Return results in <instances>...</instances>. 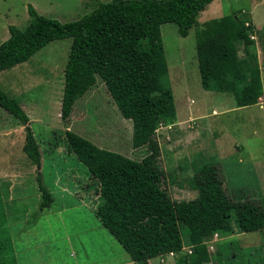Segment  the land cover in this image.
<instances>
[{
	"label": "rangeland",
	"instance_id": "374dc122",
	"mask_svg": "<svg viewBox=\"0 0 264 264\" xmlns=\"http://www.w3.org/2000/svg\"><path fill=\"white\" fill-rule=\"evenodd\" d=\"M93 4L91 0H0V44L9 38V26L27 27L28 5L43 17L67 23L90 13ZM233 12L253 25L252 44L245 47L239 41L236 45L239 58L246 51L257 55L263 84L258 106L238 108L232 95L213 92L211 96L201 87L196 34L203 37L204 50L220 43L223 36L205 38L201 32ZM177 30L172 23L160 28L176 110V122L159 127L152 137L159 150L161 188L175 203L195 200L197 172L205 165L214 166L229 200H251L264 207V0H214L187 37H180ZM71 42L70 38L53 41L29 61L0 72V90L18 100L21 109L26 107L27 127L41 155L37 167L22 148L27 136L24 127L0 109V257L15 250L19 264H132L96 217L101 203L97 182L68 151L65 133L71 131L99 149L134 161H142L150 151L148 146L132 147L131 122L121 116L99 78L75 101L69 117L61 119L63 74ZM206 100L215 104L204 108ZM38 175L53 198L48 210L40 208ZM12 196L13 201L8 200ZM231 223L229 234L214 233L202 243L209 261L201 264H264V230L239 233L234 214ZM180 231L181 253L147 264H188L181 259L189 257L193 247L186 228L180 225ZM55 245L58 253L51 251Z\"/></svg>",
	"mask_w": 264,
	"mask_h": 264
},
{
	"label": "trees",
	"instance_id": "16d2710c",
	"mask_svg": "<svg viewBox=\"0 0 264 264\" xmlns=\"http://www.w3.org/2000/svg\"><path fill=\"white\" fill-rule=\"evenodd\" d=\"M91 1L95 6L90 13L67 23L43 17L28 5L27 27L9 26V38L0 44V72L29 61L53 41L70 38L61 119L69 117L75 101L99 78L121 116L131 122L132 147L148 146L150 154L134 161L99 149L71 131L65 133L68 151L97 182L101 203L95 215L102 226L137 264L169 253L180 254V225L186 228L193 247L192 254L181 259L188 264L209 261L202 243L214 233L229 234L233 230L231 214L239 233L263 231L264 207L251 200H229L214 166L205 165L197 172L195 200L175 203L160 184L163 173L156 165L159 150L152 137L159 127L176 122L160 28L172 23L180 37H187L198 16L214 0ZM236 13L210 22L201 32L205 38L223 36L220 43L204 50L200 46L203 37L196 34V59L202 89L230 94L235 105L243 108L259 103L263 84L257 55L246 51L244 58L238 56L236 43L240 41L245 47L252 44L249 32L253 25ZM0 109L24 127L27 136L23 151L39 167V147L26 126L28 117L18 100L0 90ZM35 182L41 193V210L49 208L53 199L40 184L39 175Z\"/></svg>",
	"mask_w": 264,
	"mask_h": 264
},
{
	"label": "crops",
	"instance_id": "0c3cea01",
	"mask_svg": "<svg viewBox=\"0 0 264 264\" xmlns=\"http://www.w3.org/2000/svg\"><path fill=\"white\" fill-rule=\"evenodd\" d=\"M206 93H210L211 96H214V93H215V92L213 93V92L207 91ZM261 99H263V95H262ZM261 99H260V100H261ZM208 103H209V101L206 100L205 103H204V105H203V107L209 109L211 105H214V104H215V103H212L211 105H209ZM60 106H61V103H60ZM253 106H258V104H257V105H253ZM250 107H252V106H250ZM204 108H203V109H204ZM203 109H202V110H203ZM22 110L24 111V113H26V107H25V108L23 107ZM26 116L28 117V122H30V120H29L30 117H29L28 115H26ZM27 124H28V123H27ZM26 126H27V125H26ZM22 148H23V147H22ZM5 181H8V182H9V179H6ZM38 192H39V191H38ZM2 197H3V196H2ZM3 199H4V198H3ZM13 199H14V196H12V198H11V199H8V200L13 201ZM52 199H53V198H52ZM48 209H49V208H46L45 210H48ZM5 227H6V226H3V228H5ZM67 242H69V239H67ZM56 248H57V245L53 246L51 251H55L56 253H58V252H57L58 250L56 251ZM30 252H31V251H30ZM16 254H18V252L15 251V250H13V251H12V255H11V256L8 255L9 258H8V257H1V258H0V264H5L4 261H6V260H7V261H10V264H11V260L14 262V264H19V262H17V256H16ZM11 257H13V258H11ZM6 258H7V259H6ZM14 258L16 259V261L14 260ZM131 263L133 264V261H132ZM148 263H149V262H148ZM48 264H50V263H48ZM150 264H151V262H150Z\"/></svg>",
	"mask_w": 264,
	"mask_h": 264
},
{
	"label": "clouds",
	"instance_id": "9594fccd",
	"mask_svg": "<svg viewBox=\"0 0 264 264\" xmlns=\"http://www.w3.org/2000/svg\"><path fill=\"white\" fill-rule=\"evenodd\" d=\"M182 250H183V248H182ZM176 253H169V254H167L168 256H170V257H172V256H174ZM166 256V255H165ZM158 258H161V259H163V257H158Z\"/></svg>",
	"mask_w": 264,
	"mask_h": 264
},
{
	"label": "built area",
	"instance_id": "2783aa9c",
	"mask_svg": "<svg viewBox=\"0 0 264 264\" xmlns=\"http://www.w3.org/2000/svg\"><path fill=\"white\" fill-rule=\"evenodd\" d=\"M246 26H247V24H246Z\"/></svg>",
	"mask_w": 264,
	"mask_h": 264
}]
</instances>
